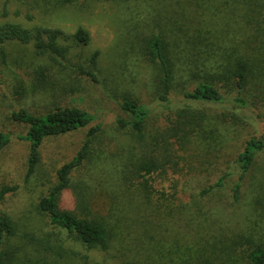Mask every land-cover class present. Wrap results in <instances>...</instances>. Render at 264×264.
Here are the masks:
<instances>
[{"label": "trees", "instance_id": "1", "mask_svg": "<svg viewBox=\"0 0 264 264\" xmlns=\"http://www.w3.org/2000/svg\"><path fill=\"white\" fill-rule=\"evenodd\" d=\"M66 1L72 3L74 0ZM221 14L228 20L238 16L243 21V41L236 43L264 48V0H225ZM187 30L184 34L181 29H171L170 38H178L169 42V46L161 35L152 36L146 44L148 55L144 52L145 60L155 68L157 66L156 97L169 103L170 95L176 92L185 102L170 108L172 116L169 120L152 130L151 108L138 96H122L119 104L127 117H118L115 124L131 139L126 147L120 144L108 148L104 123L96 122L97 117L81 106L56 105L42 114L25 107L13 110L11 119L26 127L25 133L18 136L28 143L26 179L39 166L41 148L47 138L87 129L81 146L57 168L55 184L38 200L37 209L46 217L51 232H58L62 240L73 237L85 249L108 250L114 245L120 252L124 248L129 250L127 255L135 252L138 256L145 252L151 256L166 250L176 254V264H264V231H249L232 222L230 216L234 214L229 215L227 223L222 218L228 212L227 208L223 207L224 200L218 199L228 177L235 175L237 179L229 206L233 207L232 203L239 201L246 183L247 189H251L253 215L264 223V129L260 134L246 137L237 151L229 144L239 135L238 127L247 123V112L255 113L264 107V80L254 73L248 59L243 57L236 58L220 75L222 80L218 76L202 74L201 69L216 68L219 61L212 64L215 51L198 50L195 41L186 35ZM65 34L56 27H28L13 21L0 24V44L13 40L32 42L40 54L49 53L56 62L58 57L66 58L65 47L59 41ZM72 38L88 44L90 33L79 26ZM179 42L185 46L184 53V46L181 50L173 47ZM97 54L98 51L91 57L93 64L97 62ZM6 56L1 47L0 66ZM183 56L186 57L183 65L175 66L176 58L183 59ZM49 65L36 70L37 79L42 83L49 76L46 72L53 67ZM224 67L222 64L217 66L218 69ZM76 68L96 80L95 73L82 64ZM255 114L264 118L259 111ZM10 141V134L0 130V152ZM225 155H234L233 164L227 167L229 172L223 169L217 181L199 186L192 201H184L182 189L197 168L196 162L200 161V168L204 165L209 168L216 166L212 156ZM118 157L123 160H116ZM95 158L102 163L91 164ZM83 166L89 173L94 172L90 180H96V173L99 175L100 172L112 178L107 190L114 206L108 213L90 211L85 201L86 193L81 189L77 193L80 209L60 206L63 194L74 187L75 175ZM17 188L18 185H3L0 200ZM207 199L213 201L211 208L203 204ZM196 219L199 220L198 229L194 230ZM16 233L14 218L1 211L0 264H22L20 248L8 244ZM164 233L170 241L168 244L160 237ZM48 242L41 239L35 245V250L42 253L43 264H81L62 255ZM51 255L54 257L48 259ZM82 257L87 259V255ZM155 260L156 264L161 263V257Z\"/></svg>", "mask_w": 264, "mask_h": 264}, {"label": "rangeland", "instance_id": "2", "mask_svg": "<svg viewBox=\"0 0 264 264\" xmlns=\"http://www.w3.org/2000/svg\"><path fill=\"white\" fill-rule=\"evenodd\" d=\"M224 2L225 0H74L70 3L66 0H0V24L13 21L28 27L43 25L60 28L66 33L65 37L59 39L66 50L65 59L58 57L61 62L53 61L49 53L40 54L32 42L13 40L0 44V49L3 47L7 53L6 61L0 66V130L11 136L10 143L0 152V189L3 185H18L17 190L7 193L0 200V212L6 211L16 222L17 233L8 240V244L20 248L22 264H43L42 253L35 250V245L41 239L49 241L56 251L81 264H156L155 259L158 257H161L159 264H176V254H169L166 250L151 256L147 252L138 256L135 252L127 255L129 250L124 248L120 252L114 245L108 250L85 249L73 237L62 240L58 232H51L46 217L37 209L38 200L55 184L57 168L81 146L87 129L81 128L47 138L41 148L42 159L39 166L26 179L28 143L18 137L25 133L26 127L14 122L10 115L13 110L21 107L42 114L56 105L81 106L97 117L96 122L104 123L108 148L120 144L126 147L131 139L115 124L118 117H127L119 104L122 96H138L151 108L152 130L162 125L166 119L169 120L172 116L170 108L174 109L175 105L185 102L176 92L170 95L169 103L161 102L156 97L157 66L155 68L145 60L146 44L152 36L161 35L168 46L169 42L176 41L173 39L178 36L170 38L171 29H181L184 34L188 29L186 35L195 41L196 48L215 51L212 64L219 61L217 66H225L220 69L208 66L201 69L202 74L218 76L222 80L220 75L227 71L236 58L243 57L248 59L254 73L264 80V48L236 43L243 38V21L238 16L232 20L222 18L220 13L223 12ZM79 26L89 31L88 44L73 40L72 34ZM183 46L179 42L173 47L181 50ZM96 51L97 62L93 64L91 57ZM184 51L185 46L183 53ZM184 59L185 56L183 59L176 58L175 66H182ZM49 63L53 67L46 72L49 76L42 83L37 79L36 70L42 66L45 68ZM80 64L93 71L96 80L80 73L76 68ZM257 111L264 116V107L257 109L255 113ZM255 113L248 111L247 123L238 127L239 135L234 136L229 143L234 150L240 148L246 137L263 132L264 118H259ZM116 160L123 159L118 157ZM211 160L216 166L208 168L204 165L200 168V161L196 162L197 168L191 172L192 176L182 189L181 197L184 201L186 199V202H191L192 195H195L199 186L217 181L223 169L229 172L227 167L233 164L234 155L218 158L212 156ZM97 162L102 163L95 158L91 164ZM90 176H94V172L89 173L87 167L83 166L75 175L74 187L63 194L60 201L62 208L80 209L77 200L80 189L86 193L85 201L90 211L100 210L106 214L113 208L107 190L112 178H107L104 172L99 175L96 173L94 181L90 180ZM228 178L218 198L222 202L224 200L223 207L228 211L222 218L228 223L229 215L234 214L230 216L232 222L241 224L249 231H264V223L253 215L251 189H247L246 183L242 187L239 201L232 203L233 207L229 206L228 201L232 199V187L237 177L230 175ZM83 180L85 183H82ZM79 184L81 186L78 187ZM203 204L206 208H211L213 201L207 199ZM198 222L196 219L194 230L198 229ZM194 233L195 231L192 234ZM160 237L163 243L170 242L166 233ZM173 248L177 253L175 245ZM82 255H87V259ZM51 257L54 256L47 258ZM25 259L29 260L23 263Z\"/></svg>", "mask_w": 264, "mask_h": 264}]
</instances>
